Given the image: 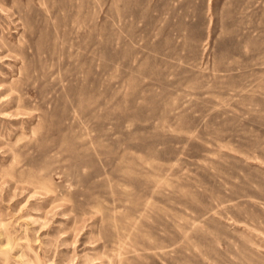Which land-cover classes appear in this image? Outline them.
I'll return each mask as SVG.
<instances>
[{
  "label": "rangeland",
  "instance_id": "rangeland-1",
  "mask_svg": "<svg viewBox=\"0 0 264 264\" xmlns=\"http://www.w3.org/2000/svg\"><path fill=\"white\" fill-rule=\"evenodd\" d=\"M264 264V0H0V264Z\"/></svg>",
  "mask_w": 264,
  "mask_h": 264
},
{
  "label": "bare ground",
  "instance_id": "bare-ground-1",
  "mask_svg": "<svg viewBox=\"0 0 264 264\" xmlns=\"http://www.w3.org/2000/svg\"><path fill=\"white\" fill-rule=\"evenodd\" d=\"M37 263L32 262L31 264H39V258L37 257Z\"/></svg>",
  "mask_w": 264,
  "mask_h": 264
}]
</instances>
